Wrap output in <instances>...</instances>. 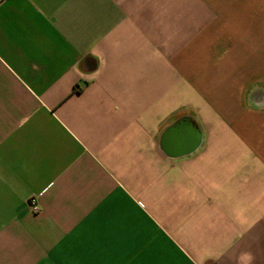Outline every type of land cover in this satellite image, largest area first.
<instances>
[{
  "label": "crops",
  "instance_id": "0c3cea01",
  "mask_svg": "<svg viewBox=\"0 0 264 264\" xmlns=\"http://www.w3.org/2000/svg\"><path fill=\"white\" fill-rule=\"evenodd\" d=\"M0 264H264V0H0Z\"/></svg>",
  "mask_w": 264,
  "mask_h": 264
},
{
  "label": "built area",
  "instance_id": "2783aa9c",
  "mask_svg": "<svg viewBox=\"0 0 264 264\" xmlns=\"http://www.w3.org/2000/svg\"><path fill=\"white\" fill-rule=\"evenodd\" d=\"M29 206L33 212H38L40 207L36 197H32L29 201Z\"/></svg>",
  "mask_w": 264,
  "mask_h": 264
},
{
  "label": "water",
  "instance_id": "95a60500",
  "mask_svg": "<svg viewBox=\"0 0 264 264\" xmlns=\"http://www.w3.org/2000/svg\"><path fill=\"white\" fill-rule=\"evenodd\" d=\"M172 130H173V127H170V128L167 130V132H171ZM198 138L200 139V137H198ZM198 143H199V141L197 142V140H196V142L193 143L192 146L189 147V150H187V151H192V150L196 149V147L199 145Z\"/></svg>",
  "mask_w": 264,
  "mask_h": 264
}]
</instances>
